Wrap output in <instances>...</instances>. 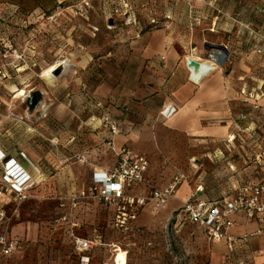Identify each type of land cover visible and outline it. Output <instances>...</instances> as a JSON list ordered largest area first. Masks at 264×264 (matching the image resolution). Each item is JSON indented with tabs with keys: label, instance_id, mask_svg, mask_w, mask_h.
I'll return each instance as SVG.
<instances>
[{
	"label": "rangeland",
	"instance_id": "1",
	"mask_svg": "<svg viewBox=\"0 0 264 264\" xmlns=\"http://www.w3.org/2000/svg\"><path fill=\"white\" fill-rule=\"evenodd\" d=\"M167 28L202 55H210L206 42L224 43L229 50L224 72L243 88L232 156L225 153L221 162L214 158L206 167L197 157L199 165L184 171L197 178L205 170L203 178L217 181L227 170V158L240 183L264 179V0H69L38 9L0 4V155H6L0 162V210H18L8 233L24 244L21 251L0 256V264H80L70 236L73 222L79 223V236L100 244L90 251V264H112L120 251L127 264L248 262L251 253L230 251L176 213L168 215V203L149 204L125 230L118 207L89 191L93 166L77 158L103 144L89 131L92 117L103 115L99 102L116 104L119 97L106 91L118 87L136 40ZM63 55L70 66L59 68L50 84L41 76ZM34 94L38 103L31 106ZM24 150L35 159L25 158ZM61 152L66 158L55 164ZM11 158L16 162L8 166ZM14 169L30 175L18 189L10 182L17 176ZM61 177L65 206L60 208L56 182ZM72 196L80 197L74 209ZM70 212L72 218L61 219ZM28 224L34 239L26 237Z\"/></svg>",
	"mask_w": 264,
	"mask_h": 264
},
{
	"label": "crops",
	"instance_id": "2",
	"mask_svg": "<svg viewBox=\"0 0 264 264\" xmlns=\"http://www.w3.org/2000/svg\"><path fill=\"white\" fill-rule=\"evenodd\" d=\"M66 1L69 0H0V4L38 9ZM233 25L238 27L236 23ZM179 41L180 38L175 32L168 28L140 36L136 40L135 50L125 62L124 72L119 74L118 87L113 91H106L108 97H119L116 102L114 100L116 104H112L113 100H104L98 109L120 123L121 133L115 138L118 147H129L144 153L149 159L145 183L129 191V195L147 197L154 189L167 187L177 173L185 174L186 179L179 184L174 197L168 201L164 210L168 215L176 213L177 219H181L178 211L192 193H195L199 200L214 201L232 196L240 186L264 181L263 179L258 182L240 183L235 174V165L227 158V170L224 173L220 171L223 175L219 174L220 180L217 181L210 180V177L203 178L205 170L197 178L184 171L185 168L193 169L199 165L194 161L197 157L204 160L200 165L206 167L210 162L215 163V160L221 162L225 153L232 156V149H236L234 147H237L238 143V109L243 98L240 89L243 88L232 80L231 75L225 74V67L222 63H217L214 57L202 55L196 50L191 52L184 40L183 44ZM218 44L225 45L221 42ZM195 55L200 60L214 63L216 66L200 80L195 79L194 70L188 66V59ZM168 105L174 106L176 112L166 119L161 115V111ZM89 131L96 132L97 137L103 141V144L99 142L98 148L89 149V159L93 166L90 176L92 184L94 173L112 167L116 158L104 142L109 137V132L100 122L97 125L91 123ZM178 149H184L183 154ZM192 149H199V152L194 154ZM160 151L166 155L163 160ZM24 153L25 158L35 159L30 150H24ZM76 153L78 149L74 155ZM59 155L55 164H62L66 158L62 152ZM15 162L16 159L11 158L7 165ZM26 174L29 175L28 172ZM72 181L70 185L73 186ZM63 185L64 180L61 177V181L56 182L58 199L63 197ZM199 186L202 188L197 191ZM149 204L158 207L155 200L148 201L139 209L137 218ZM235 220L237 225L232 230L233 234H253L247 250V254L251 253L247 257L248 262H264V224L256 220L247 221L243 215H236ZM258 230H261V233L258 234ZM25 234L28 239H34L33 225H27Z\"/></svg>",
	"mask_w": 264,
	"mask_h": 264
},
{
	"label": "built area",
	"instance_id": "3",
	"mask_svg": "<svg viewBox=\"0 0 264 264\" xmlns=\"http://www.w3.org/2000/svg\"><path fill=\"white\" fill-rule=\"evenodd\" d=\"M210 57H213V55L210 54ZM102 105L100 102L97 104L98 107ZM175 112L176 108L168 105L162 109L161 115L169 119ZM96 120L109 132V137L104 142L114 154L116 162L112 167L94 173L93 183L89 187V191L99 201L117 206L118 217L122 218L120 226L128 230L130 228L129 222L137 219L139 209L148 201L155 200L159 207H165L168 201L174 197L177 187L186 179V176L183 173H177L167 187L154 189L147 197L129 195V191L145 183L149 159L144 153L134 151L129 147H118L116 145L115 138L121 133V126L117 120L105 114L100 118L92 117V123ZM89 157V150L77 156L82 163H89ZM5 160L6 155L3 153L0 155V162L2 163ZM17 175L16 182L13 183L10 180L15 189L19 188L17 187L19 179H22V183H26L30 178L24 170L17 171ZM201 188L202 186H199L197 191ZM81 196L85 197V192H82ZM79 198V196L69 198L72 209L77 207ZM60 200L59 207L61 208L65 206V202L62 199ZM236 215H243L247 221L256 220L264 224V181L240 186L232 196L214 201L199 200L196 198L195 193H192L178 211V216L182 220L189 221L204 230L210 239L225 242L230 251H241L242 253L246 251L247 253L253 234L235 235L232 233L233 228L237 225ZM15 216H18V210H14L11 214H8L5 210H0V256L11 255L24 248L23 241L11 237L8 233ZM68 217L72 218L73 213L70 212L61 219H67ZM78 225V222H73L70 227L72 246L79 255L80 264H90V251L100 244L97 240L79 236L76 232ZM257 233H261V230H258ZM238 264H264V262L249 263L240 261Z\"/></svg>",
	"mask_w": 264,
	"mask_h": 264
},
{
	"label": "bare ground",
	"instance_id": "4",
	"mask_svg": "<svg viewBox=\"0 0 264 264\" xmlns=\"http://www.w3.org/2000/svg\"><path fill=\"white\" fill-rule=\"evenodd\" d=\"M189 60L196 61L202 65V73L198 72L195 75V79H197V80H200L201 78H203V76H205L207 73H209L210 71H212L216 67L214 63H209V62H205V61L200 60L197 57V55H195L193 58H189L188 61ZM207 61H209V60H207ZM69 66H70L69 61H67L63 55L62 57L58 58V60L55 61L54 64L50 65L47 69L45 68L46 70H44L41 77H44L48 83L54 85V83L56 82L55 73L58 71V69L63 68V67H65V69H67ZM192 69L194 70V68H192ZM14 172L17 175V172L15 169L12 171V173H14ZM26 175H28V174H26ZM26 178H28V177H26ZM13 182H16V180L14 179ZM18 183L21 184L22 179L21 180L19 179ZM22 184H24V183H22ZM112 264H127V258L125 256V253L123 251L118 252L117 255H115V258H114V261Z\"/></svg>",
	"mask_w": 264,
	"mask_h": 264
},
{
	"label": "water",
	"instance_id": "5",
	"mask_svg": "<svg viewBox=\"0 0 264 264\" xmlns=\"http://www.w3.org/2000/svg\"><path fill=\"white\" fill-rule=\"evenodd\" d=\"M205 48L208 51H210V53L213 55L217 63H222V61H226L228 59L229 50L225 45L206 42ZM188 66L189 68H194L195 74H197L198 72L202 73V65L200 63L193 60H189ZM37 103H38L37 95L34 94L30 97V104L31 106H36Z\"/></svg>",
	"mask_w": 264,
	"mask_h": 264
},
{
	"label": "trees",
	"instance_id": "6",
	"mask_svg": "<svg viewBox=\"0 0 264 264\" xmlns=\"http://www.w3.org/2000/svg\"><path fill=\"white\" fill-rule=\"evenodd\" d=\"M250 263V262H249Z\"/></svg>",
	"mask_w": 264,
	"mask_h": 264
}]
</instances>
